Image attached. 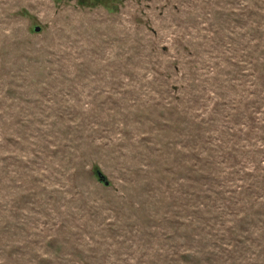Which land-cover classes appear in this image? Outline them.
<instances>
[{"label":"rangeland","instance_id":"rangeland-1","mask_svg":"<svg viewBox=\"0 0 264 264\" xmlns=\"http://www.w3.org/2000/svg\"><path fill=\"white\" fill-rule=\"evenodd\" d=\"M0 264H264V0H0Z\"/></svg>","mask_w":264,"mask_h":264},{"label":"water","instance_id":"water-1","mask_svg":"<svg viewBox=\"0 0 264 264\" xmlns=\"http://www.w3.org/2000/svg\"><path fill=\"white\" fill-rule=\"evenodd\" d=\"M36 31H38V29H37ZM101 179H102V178H101Z\"/></svg>","mask_w":264,"mask_h":264}]
</instances>
